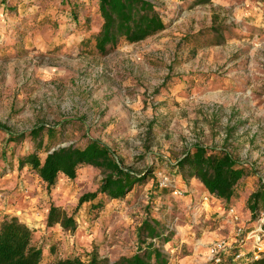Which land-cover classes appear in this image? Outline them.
I'll return each mask as SVG.
<instances>
[{"label": "rangeland", "instance_id": "rangeland-1", "mask_svg": "<svg viewBox=\"0 0 264 264\" xmlns=\"http://www.w3.org/2000/svg\"><path fill=\"white\" fill-rule=\"evenodd\" d=\"M147 1L165 29L99 55L79 46L100 26L97 0H0V222L15 214L45 261L92 250L111 263L131 256L151 219L171 234L157 244L167 264H200L206 245L230 236L232 225L218 206L200 213L199 182L192 190L180 182L182 199L156 184L195 145L225 150L250 169L230 203L242 221L249 195L264 187V0ZM37 127L55 128L59 146L97 140L146 179L123 200L98 195L77 207L102 171L82 167L47 190L18 168L33 142L9 141ZM50 205L74 216L75 231L45 226Z\"/></svg>", "mask_w": 264, "mask_h": 264}, {"label": "trees", "instance_id": "trees-1", "mask_svg": "<svg viewBox=\"0 0 264 264\" xmlns=\"http://www.w3.org/2000/svg\"><path fill=\"white\" fill-rule=\"evenodd\" d=\"M72 6L76 8L74 4ZM96 12L100 21L98 30L79 43L86 54L105 55L123 44L143 42L165 29L162 18L147 0H97ZM72 15L73 23L80 25L76 15ZM58 137L55 128L37 127L26 135L9 136V141L19 142L29 138L33 142L34 150L17 158L18 168L31 170L47 190L53 188L61 176L74 180L82 167L91 166L101 170L103 177L98 189L83 194L78 199L77 207L94 202L98 195L112 201L123 200L144 183L145 174L138 175L123 167L117 154L101 142L88 140L83 146H59ZM249 170L225 150H208L195 145L166 174L172 181L195 179L206 193L230 206L238 186L251 175ZM159 192L171 196L169 189H160ZM102 205V201H99L91 208L97 210ZM247 207L253 222L257 213L264 209L262 185L249 195ZM45 226H59L63 231L73 232L76 222L73 215L50 205ZM165 229L151 219L143 221L138 232L139 247L136 252L112 263L100 257L95 250L45 261L42 249L33 244L30 229L17 217H11L0 222V264H167L157 248V244L165 245L170 240L171 234ZM248 264H264V258Z\"/></svg>", "mask_w": 264, "mask_h": 264}, {"label": "built area", "instance_id": "built-area-1", "mask_svg": "<svg viewBox=\"0 0 264 264\" xmlns=\"http://www.w3.org/2000/svg\"><path fill=\"white\" fill-rule=\"evenodd\" d=\"M156 184L159 189H169L175 199L187 197V190L178 186L180 180L172 181L166 173L159 174ZM200 203L202 207L215 203L222 207L220 218L228 221L233 228L230 236L218 238L207 245L203 264H248L264 258V209L257 213L253 222L251 218L244 222L233 205L225 206L213 195L204 192L200 195ZM202 207L200 213L204 212Z\"/></svg>", "mask_w": 264, "mask_h": 264}, {"label": "crops", "instance_id": "crops-1", "mask_svg": "<svg viewBox=\"0 0 264 264\" xmlns=\"http://www.w3.org/2000/svg\"><path fill=\"white\" fill-rule=\"evenodd\" d=\"M190 181H191V182H190V185H188L187 188H188L189 190H192V188L190 187V186H192V185H191L192 182H194V181H195V182H198V181L195 180V179L190 180ZM184 183H185V182H184ZM193 193H195V192H193ZM209 206H210V207H209ZM213 206H218V207H220V206H219L218 204H216V203H215V204H209V205H205V204H204V205H203V209L206 210V208H209L210 210H212V209H214V208H211V207H213ZM221 208H222V207H220V209H221ZM206 211H207V210H206ZM207 212H208V211H207ZM16 213H17V212H16ZM13 216H15V214H13L12 217H13ZM213 241H214V240H213ZM210 243H211V242H210ZM208 244H209V243H208ZM208 244H207V245H208ZM198 245H199L200 247L203 246V244H201V243H198ZM207 245H206V248H205V252H204L203 259H204L205 255H206ZM203 259L201 258V261H200L201 263H200V264H203V262H204Z\"/></svg>", "mask_w": 264, "mask_h": 264}]
</instances>
